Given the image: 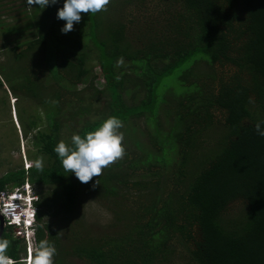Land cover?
Masks as SVG:
<instances>
[{
    "label": "trees",
    "instance_id": "trees-1",
    "mask_svg": "<svg viewBox=\"0 0 264 264\" xmlns=\"http://www.w3.org/2000/svg\"><path fill=\"white\" fill-rule=\"evenodd\" d=\"M61 6H31L10 15L19 24L0 23L4 51L25 62L11 89L34 98L48 122L33 140L34 159L46 164L0 177V191L25 179L37 187L36 243L55 245L54 264H264V137L254 129L264 119V0H110L66 34ZM110 13L114 21L104 23ZM91 61L103 88L94 86ZM190 61L206 68L187 78ZM178 69L180 88L160 98V82ZM89 90L90 98L106 95V112L74 125L76 112H89L80 105ZM63 107L70 115L61 121ZM110 115L131 132L132 117L145 116L148 130L130 139L141 156L125 150L81 183L53 150L60 131L83 134ZM36 119L24 130L37 129ZM82 190L113 197L114 222L98 234L77 210ZM0 238L23 264L22 240L7 227Z\"/></svg>",
    "mask_w": 264,
    "mask_h": 264
},
{
    "label": "rangeland",
    "instance_id": "rangeland-1",
    "mask_svg": "<svg viewBox=\"0 0 264 264\" xmlns=\"http://www.w3.org/2000/svg\"><path fill=\"white\" fill-rule=\"evenodd\" d=\"M30 10L31 6L24 3L22 0H0V23L3 24L2 28L11 24H19L20 21H17L16 18L11 17L10 15L17 14L19 13L18 11L29 13ZM113 21L114 16L110 13V15L105 17L104 23H111ZM3 42V35H0V177L11 170L16 171L23 168L27 171L33 167V162L35 161L34 157L37 155L36 148L33 145L35 133L38 129L46 130L48 128V122L44 117L42 108L38 106L37 101L34 98H25L20 94V92H14L11 89L12 85L19 86L21 84V79L17 78V74L18 72H21V68L25 65V62L21 61V59H15L12 54L5 52L4 48L7 44L4 45ZM92 57L95 58V53H92ZM90 64L93 66V75L97 76L94 81V86L97 88H103L104 80L101 76H98L100 71L96 61H91ZM185 66L187 68V72H191L187 78L194 77L195 72H198L197 70L203 71L204 68H206L205 62L202 61L197 62V64L195 63V65L193 61H190L187 62ZM194 67L197 70L194 71ZM183 74L182 69H178L173 75L164 77L157 88L159 97L162 99L167 97L171 87L180 88V83L178 82L182 81L181 76ZM84 86L85 84L83 83L79 84L77 86V91L84 88ZM137 91H141L142 97V90L138 88ZM89 92L93 91H84L81 94L84 95V101L80 104L82 106H89V112L85 115H80L76 112V117L73 122L74 125H79L77 124L78 120L80 122H82L83 119H87L89 121L97 120L106 112L105 106L106 101H108L106 95L103 94L98 97L90 98L92 95ZM123 99L125 103L129 105L133 102L132 99L130 97H126V95L123 96ZM137 100L139 102L140 99ZM137 103L135 102V104ZM76 106L77 105L75 104L74 109L77 111ZM69 115L70 111H68L67 107H63L61 121L63 118H66L65 116ZM35 116L38 117V119H36L38 128L25 131L24 128L27 125V121L30 120V118L33 119ZM131 120L133 125H135L138 129L131 132V125L129 126L127 124H123V127L120 129V131L124 134L123 146L126 148L125 150H128V153L131 152V156L134 157V153H137V156H141L140 152L136 151V147L130 139L132 136L139 138L141 135L140 130L146 132L148 130V126L145 121V116L132 117ZM60 132L61 140L67 143L70 139V131L64 130L63 128ZM140 141L145 148L149 147L152 149V145L148 138L146 139L145 134H143L140 138ZM41 158L43 159V164H46L47 158ZM123 158L124 155L120 159ZM120 159L110 165H114ZM124 167L126 170L125 165ZM128 178H130V176ZM133 179L137 178L133 177ZM30 184L33 185L32 183ZM33 189L35 193L38 190L34 185ZM101 195L102 194L100 192L92 190H82L78 195L79 206L77 210L82 215L84 224L91 229L88 230L89 233L98 234L97 231L99 232L105 227L112 225L114 222V213L111 210L113 197H103V195ZM62 229L63 224L61 221L59 222L57 230L61 232ZM72 264L80 263L74 260L72 261Z\"/></svg>",
    "mask_w": 264,
    "mask_h": 264
},
{
    "label": "clouds",
    "instance_id": "clouds-1",
    "mask_svg": "<svg viewBox=\"0 0 264 264\" xmlns=\"http://www.w3.org/2000/svg\"><path fill=\"white\" fill-rule=\"evenodd\" d=\"M26 2L30 6H37L43 10L50 5L57 4L58 0H26ZM109 2L110 0H62V6L56 11V18L64 21L60 28L61 33L66 34L73 29L74 23L79 24L82 13H97L103 10ZM122 127V121L117 116L110 115L92 130L83 134H72L70 142L66 143L63 140L57 142L53 150L64 171L71 172L81 183H88L93 177H99L104 168L120 159L125 153L124 134L120 131ZM254 129L257 135L264 137V119L256 122ZM33 166L41 169L43 159H36ZM37 201L38 199L33 201L36 210L34 213L35 226ZM35 226L28 241L20 238L25 246V253L20 261L24 264H54L53 257L56 255V247L46 239H40L36 243ZM9 246L8 239L0 238V264H14V260L8 255Z\"/></svg>",
    "mask_w": 264,
    "mask_h": 264
},
{
    "label": "built area",
    "instance_id": "built-area-1",
    "mask_svg": "<svg viewBox=\"0 0 264 264\" xmlns=\"http://www.w3.org/2000/svg\"><path fill=\"white\" fill-rule=\"evenodd\" d=\"M38 199L33 186L25 180L19 185H8L0 191V215L4 226L17 238L29 240L35 226V206Z\"/></svg>",
    "mask_w": 264,
    "mask_h": 264
},
{
    "label": "water",
    "instance_id": "water-1",
    "mask_svg": "<svg viewBox=\"0 0 264 264\" xmlns=\"http://www.w3.org/2000/svg\"><path fill=\"white\" fill-rule=\"evenodd\" d=\"M3 229H4V220L3 217L0 215V236L3 232Z\"/></svg>",
    "mask_w": 264,
    "mask_h": 264
},
{
    "label": "flooded vegetation",
    "instance_id": "flooded-vegetation-1",
    "mask_svg": "<svg viewBox=\"0 0 264 264\" xmlns=\"http://www.w3.org/2000/svg\"><path fill=\"white\" fill-rule=\"evenodd\" d=\"M4 229H5V226H4ZM4 229H3V231H4ZM2 234H3V232H2ZM2 234H1V236H2ZM1 236H0V237H1Z\"/></svg>",
    "mask_w": 264,
    "mask_h": 264
}]
</instances>
